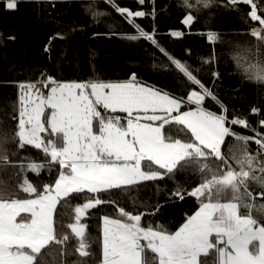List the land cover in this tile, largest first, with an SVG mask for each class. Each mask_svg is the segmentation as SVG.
Instances as JSON below:
<instances>
[{
	"label": "snow or ice",
	"instance_id": "1",
	"mask_svg": "<svg viewBox=\"0 0 264 264\" xmlns=\"http://www.w3.org/2000/svg\"><path fill=\"white\" fill-rule=\"evenodd\" d=\"M106 2L135 28V32L107 34L144 39L159 48L168 61L159 65L154 61L153 67L181 74L187 91L176 95L146 83L135 71L125 79H104L99 74L88 79H58L41 73L38 80L18 81V115L13 116L17 123L11 136L0 135V167L18 166L17 176L22 179L0 186V264H47L45 257L53 244L64 245L61 251L66 253L70 237L63 231V222L57 224V205L62 201L67 205L78 198L72 194L85 189L96 195L84 193V202L74 205V222L68 227L77 238L75 251L82 258L74 264H92L94 257L95 264H264V131L253 127L247 116L230 111L216 91L215 79L211 85L206 83L199 70L163 48L155 26L148 31L135 20L145 15L155 19V0L150 13L120 6L116 0ZM242 3L249 6L250 21L258 24L249 28L254 40L235 46L249 55L243 62L238 54L234 59L244 79L264 87V0H181L179 6L187 10L182 22L190 26L197 13L214 4L239 11ZM18 6V0H7L5 5L8 10ZM84 7L93 19L106 15L95 0ZM170 31L173 36L184 35ZM201 34L213 45L222 40L212 28ZM65 36L63 31L55 32L44 50L50 51L52 40ZM201 59L211 65L215 49ZM210 74L220 77L218 71L210 70ZM209 98L219 111L206 106ZM250 111L260 116L258 123L264 126V107L253 105ZM166 125L186 130L187 138L174 136ZM233 125L250 128L257 135H244ZM228 136L239 143L235 150L230 147L222 152ZM253 140L258 145L255 151L249 147ZM28 145L50 159L11 158ZM45 168L49 180L36 184L29 179L28 171L39 176ZM189 168L199 173L200 182L191 188L177 183L169 196L181 201L185 196L195 197L199 207L191 214L186 212L175 231L158 222L142 223L146 213L161 212L167 201L143 212L117 204L118 217H101L97 257L82 217L97 205L115 203L102 199V192L158 178L174 179L177 172ZM257 197L262 198L259 203Z\"/></svg>",
	"mask_w": 264,
	"mask_h": 264
},
{
	"label": "trees",
	"instance_id": "2",
	"mask_svg": "<svg viewBox=\"0 0 264 264\" xmlns=\"http://www.w3.org/2000/svg\"><path fill=\"white\" fill-rule=\"evenodd\" d=\"M6 2L7 0H0V34L4 37L0 39V135L11 136L15 130L17 121L13 116L18 115L17 82L38 80L41 73L52 74L58 79H88L96 74L104 79H125L130 72L135 71L146 83L163 86L176 95H183L187 91L180 79L181 74L153 67L154 61L157 65L168 61V57L159 48L144 39L133 41L122 38L119 34H107L135 32V28L106 0H95L97 7L106 12V15L98 19H93L84 7L92 0H18L19 6L16 10H8L5 7ZM116 3L132 10H144L146 13H150L153 8V0H145L143 5L139 4V0H116ZM180 3L181 0H155V19L151 15H145L136 17L135 20L148 31L155 26L156 39L163 48L176 58L186 61L193 69L199 70V75L206 83L211 85L215 79L216 91L228 103L230 111L235 109L237 114L247 116L253 127L264 131V126L258 123L260 116L250 111L253 105L264 107V87L244 79L234 59V55L238 54L243 62L244 57L249 55L243 47L236 48L237 43L243 45L255 39L249 28L258 22L250 21L247 17L249 6L242 3L239 11H236L214 4L197 13V19L190 26H186L182 21L187 10L181 8ZM70 27L75 30L70 31ZM208 28L218 31L222 40L215 45L210 43L206 34H201L206 33ZM170 30L182 31L184 35L173 36ZM57 31L65 32V38L53 39L50 51L46 52L45 45ZM13 35L15 40L7 39ZM213 49L216 59L211 65L204 64L201 58L212 55ZM210 70L218 71L220 77H212ZM206 106L213 111H219V106L211 102L210 98ZM165 128L174 136L187 138L186 130L180 131L178 126L166 125ZM233 128L244 135H257L250 128L240 125H233ZM187 136H190V132ZM238 143L228 136L221 145V150L228 152L230 147L235 150ZM9 146L13 149L16 147L15 143ZM249 147L255 151L258 145L253 140L249 142ZM24 156H31L37 161L50 159L41 149L29 145L18 150L11 158L19 160ZM17 171L18 166L0 167V186L14 185L18 179H22V176H17ZM52 173H56L55 162ZM27 175L36 184L50 179L47 168L39 176L32 171H28ZM199 182V173L189 168L177 172L174 179L164 177L102 192V199L115 203L97 205L89 210V216L82 219L87 224L86 231L94 241L92 249L97 257L100 251L98 238L101 217L105 214L117 217V204L127 210L143 212L157 202L167 201L161 212L155 215L146 213L142 217V223L147 225L148 222H158L175 231L186 218L184 214H191L199 204L194 197L185 196L181 201L179 198L170 197L169 193L177 183L191 188ZM84 193L72 194L78 198L69 200L67 205L63 201L57 205V224L59 226L63 222V231L69 234L70 239L66 253L61 251L64 245L53 244L50 247L45 257L47 264H74L82 259L75 251L77 238L68 225L73 223L74 205L84 202ZM20 195L24 194L20 192ZM92 195L96 194L88 193V196ZM256 199L259 203L262 198ZM92 264H95V257Z\"/></svg>",
	"mask_w": 264,
	"mask_h": 264
},
{
	"label": "rangeland",
	"instance_id": "3",
	"mask_svg": "<svg viewBox=\"0 0 264 264\" xmlns=\"http://www.w3.org/2000/svg\"><path fill=\"white\" fill-rule=\"evenodd\" d=\"M186 26H188V25H186ZM43 91H47L46 89H42ZM19 95V94H18ZM102 107V106H101ZM110 111V110H109ZM120 115H122V116H126L127 114L126 113H120ZM43 135V134H42ZM29 146H31V145H29ZM31 147H34V146H31ZM159 179V178H158ZM84 191H88L87 189H85ZM195 198V197H194ZM196 199V198H195ZM73 222H74V209H73ZM22 215H24L23 213H22ZM119 216V215H118ZM117 216V217H118ZM82 219H83V217H82ZM101 224H102V222H101Z\"/></svg>",
	"mask_w": 264,
	"mask_h": 264
},
{
	"label": "water",
	"instance_id": "4",
	"mask_svg": "<svg viewBox=\"0 0 264 264\" xmlns=\"http://www.w3.org/2000/svg\"><path fill=\"white\" fill-rule=\"evenodd\" d=\"M74 234V233H73Z\"/></svg>",
	"mask_w": 264,
	"mask_h": 264
}]
</instances>
